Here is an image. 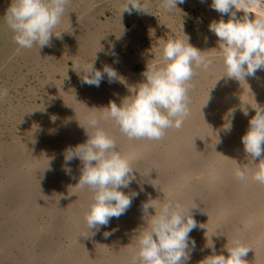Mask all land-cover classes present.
Returning a JSON list of instances; mask_svg holds the SVG:
<instances>
[{"label":"bare ground","instance_id":"obj_1","mask_svg":"<svg viewBox=\"0 0 264 264\" xmlns=\"http://www.w3.org/2000/svg\"><path fill=\"white\" fill-rule=\"evenodd\" d=\"M124 7L127 5L123 4L121 9ZM125 25L121 27L123 32ZM133 30L131 26L128 32L132 34ZM79 43L81 40L76 42ZM97 47L95 42L90 50L95 52ZM137 57L139 54L122 62L123 73L119 76L128 85L143 79L142 72L131 71L132 61ZM224 71L218 54L208 71L197 70L189 92L190 98H196L189 104L190 115L180 129H168L158 141L129 140L120 134L113 121L104 123L105 130L117 142V150L138 171L135 181L120 190L138 195L123 215L111 218L99 230H88L84 220L91 193L72 187L79 180L82 162L73 159L65 165L66 150L84 140L69 137L64 142L57 141L51 137L52 132L43 138L28 135L14 140L11 158L0 168L4 175L0 181V210L1 203L6 200L10 203L7 216L0 221V242L3 241L0 264H7L10 257L7 251L21 252V239L28 241L22 264H36L38 257L42 264H129L137 230L146 224L141 204L149 196L176 199L185 207L196 205L192 213L198 226L189 233L195 248L190 242L186 264H198L212 254L206 247L205 233L211 236L217 254L227 255L224 247L227 240L239 238L252 249L244 257L247 264H264V185L255 182L250 173L245 181L234 176V160L241 167H254L248 164L241 137L255 116L251 105L256 102L264 106V70L245 81L225 75L215 82ZM120 85L125 84L101 80L99 86L83 84L77 92L68 91L67 98L74 108L66 113V121L72 122L64 133H68L72 123L84 124V116L95 110L89 108L107 106L110 100L119 105L129 95L128 88L121 89ZM205 87H210L208 98L203 92ZM204 106L209 107L206 110ZM232 109L235 111L229 115ZM227 120L231 123L230 131L224 128ZM78 129H83L80 124ZM158 147L161 149L156 152ZM65 166L71 169L70 174L63 170ZM74 190L77 196L69 193ZM149 214H154V210L149 208ZM62 227L68 239L60 249L62 246H56L48 235ZM105 232L111 234L105 236Z\"/></svg>","mask_w":264,"mask_h":264},{"label":"clouds","instance_id":"obj_2","mask_svg":"<svg viewBox=\"0 0 264 264\" xmlns=\"http://www.w3.org/2000/svg\"><path fill=\"white\" fill-rule=\"evenodd\" d=\"M71 2L11 0L3 20L13 34L17 51L35 48L38 52L51 45L53 36L60 39L61 33L67 30H59V26L65 15L68 16ZM183 2L161 0V6L168 12L173 9L181 11L177 5ZM211 7L221 17L228 16L227 20L221 18L209 24V31L216 35L219 45L218 50L213 48L215 52L212 55L192 46L190 38L182 31V38L157 39L158 52L154 54L150 49L155 58L150 59L152 62L147 61L142 71L143 79L134 85H128L111 66L104 65L102 72L97 70L93 57L90 62H78L77 67L73 68L81 75L84 84L99 86L106 75L109 82L119 80L125 84L129 92L119 105L110 100L107 106L88 107L95 110L84 116V124L79 123L86 140L65 152V165L73 159L82 162L79 180L72 187L91 193L90 203L84 212L88 230H99L107 226L111 218L123 215L132 199L138 195L135 192L128 195L120 190L135 181L138 171L117 150V142L105 130V122L113 121L120 134L129 140L158 141L168 129L183 126L190 115L191 81L198 69L208 71L212 67L215 54H219L225 69L215 82L225 75L245 81L246 77H255L257 71L264 70V0H211ZM133 10L150 13L140 0H128V6L122 8L121 12L131 14ZM237 12H242L243 16L237 18ZM249 13L253 14L252 18H249ZM149 35L155 37L154 29ZM8 96L9 89L0 87V103L6 102ZM205 103L206 100L202 105ZM251 107L255 116L249 120L241 140L249 158L248 164L254 167H241L234 160V176L245 181L250 173L255 182L264 185V106L255 102ZM234 111L230 110L229 115ZM247 114L245 110L244 115ZM224 128L225 131L231 130L230 121L227 120ZM63 170L71 173L67 166ZM69 193L77 196L75 190ZM195 207V204L185 207L176 199L161 200L151 196L142 202V218L146 224L137 230L129 264H186L190 258L189 243L195 248V241H190L189 237V233L198 226L192 213ZM149 208L154 210V214H149ZM110 234L104 233L105 236ZM205 236L206 247L212 250V254L205 256L198 264H247L244 257L251 248L245 246L241 239L227 240L224 246L227 255H224L217 254L211 236L206 233Z\"/></svg>","mask_w":264,"mask_h":264},{"label":"rangeland","instance_id":"obj_3","mask_svg":"<svg viewBox=\"0 0 264 264\" xmlns=\"http://www.w3.org/2000/svg\"><path fill=\"white\" fill-rule=\"evenodd\" d=\"M10 2L0 0V87L9 89L6 102L0 103V168L9 162L10 148L17 138L28 135L43 138L52 132L51 137L57 141L64 142L69 137L86 140L84 129H78V123H72L68 133H64L72 122L66 121V113L74 108V103L67 98L68 91L77 92L84 84L81 75L74 70L78 62L84 64L93 57L97 70L102 72L103 66L108 65L120 75L123 73L122 62L139 54L131 66L133 73H139L145 68V61L155 58L151 51L158 52V38H182L184 33L192 46L212 55L213 48L218 49L219 45L216 35L209 31V24L213 20L228 19L213 10L211 0H184L177 5L181 11L173 9L170 12L162 8L161 0H140L150 13L133 10L128 16L123 12L120 16L121 6H128V0H72L71 10L59 26V30H67L61 33L60 39L53 36L51 45L38 52L35 48L17 51L13 34L3 20ZM241 16V12H237V18ZM123 24H126L127 33L121 30ZM131 26L134 28L132 34L128 32ZM153 29L155 37H150L149 32ZM80 40L81 43L76 44ZM95 42L98 47L93 52L90 49ZM102 81L110 83L106 75ZM113 83L119 84V80ZM120 88L127 89L126 85H120ZM204 90L205 95L208 91L210 94V87ZM195 101L196 98H190V102ZM208 107L204 106V109ZM28 111L31 112L25 113ZM160 149L158 147L156 152ZM3 178L0 172V181ZM9 205L8 200L1 203L0 221L9 211ZM64 231L62 227L48 235L56 246H62L60 249L68 239ZM27 245L28 241L21 239L19 254L7 251L10 254L7 264H22ZM35 263L42 264L40 257Z\"/></svg>","mask_w":264,"mask_h":264}]
</instances>
